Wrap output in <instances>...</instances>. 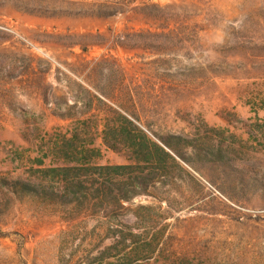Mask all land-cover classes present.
<instances>
[{"label":"rangeland","instance_id":"obj_1","mask_svg":"<svg viewBox=\"0 0 264 264\" xmlns=\"http://www.w3.org/2000/svg\"><path fill=\"white\" fill-rule=\"evenodd\" d=\"M112 110L186 139L183 172L114 214L14 199L0 264H264V0H0V179Z\"/></svg>","mask_w":264,"mask_h":264},{"label":"trees","instance_id":"obj_2","mask_svg":"<svg viewBox=\"0 0 264 264\" xmlns=\"http://www.w3.org/2000/svg\"><path fill=\"white\" fill-rule=\"evenodd\" d=\"M98 123L91 117L80 119L69 137H58L44 157L50 156L61 166L33 169L31 177L36 183L0 179V215L14 199L22 198L85 215L99 211L114 214L138 196L155 198L157 189L175 180V173L183 172L180 162L189 163L188 156L177 148L189 147L181 136L153 138L140 128L137 120L113 110L112 115L101 119L100 131ZM97 133L106 148L125 157V164L93 163L100 156L99 151L91 148ZM36 163L42 166L43 159Z\"/></svg>","mask_w":264,"mask_h":264}]
</instances>
